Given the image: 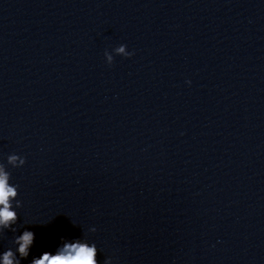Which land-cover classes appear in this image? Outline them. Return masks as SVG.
<instances>
[{
    "label": "water",
    "instance_id": "water-1",
    "mask_svg": "<svg viewBox=\"0 0 264 264\" xmlns=\"http://www.w3.org/2000/svg\"><path fill=\"white\" fill-rule=\"evenodd\" d=\"M0 163L22 264H264V0H0Z\"/></svg>",
    "mask_w": 264,
    "mask_h": 264
},
{
    "label": "clouds",
    "instance_id": "clouds-1",
    "mask_svg": "<svg viewBox=\"0 0 264 264\" xmlns=\"http://www.w3.org/2000/svg\"><path fill=\"white\" fill-rule=\"evenodd\" d=\"M126 45H120L115 48V53L130 57L133 53L125 51ZM105 58L108 64L113 62V55L105 52ZM190 83V81L188 82ZM26 160L17 154H11L7 157V164L13 168L24 166ZM11 174L6 170V166L0 163V233L10 230L17 232L14 227L18 222V213L15 208L21 207V201L17 199L18 186L10 183ZM13 202H15V207ZM90 231L95 232V228ZM35 233L25 229L22 234L15 235L12 243L15 249L9 248L0 253V264H22L23 260L28 259L31 249L34 246ZM29 264H100L98 260V249L94 243L90 244L87 240L61 238V244L55 252L45 251L38 257H32ZM104 264H110L105 260Z\"/></svg>",
    "mask_w": 264,
    "mask_h": 264
}]
</instances>
